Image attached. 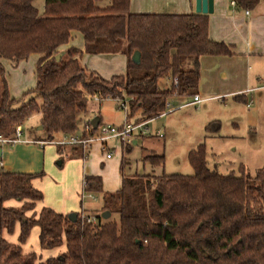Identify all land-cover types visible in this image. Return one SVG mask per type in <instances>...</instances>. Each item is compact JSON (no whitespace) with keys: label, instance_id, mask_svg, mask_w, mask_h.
Segmentation results:
<instances>
[{"label":"trees","instance_id":"obj_1","mask_svg":"<svg viewBox=\"0 0 264 264\" xmlns=\"http://www.w3.org/2000/svg\"><path fill=\"white\" fill-rule=\"evenodd\" d=\"M232 1L251 9L262 0ZM73 30L82 35L86 53L124 54L125 72L103 78L81 64L75 47L56 60ZM134 51L139 63L131 60ZM31 52L38 54L35 84L14 98L1 59L16 65ZM231 53L229 44L209 37L205 13L131 12L129 0H44L39 14L33 0H0V133L11 136L15 125L37 115L34 131L41 126L46 140L56 134L84 137L80 122L93 96L125 98L128 116L150 120L171 96L196 93L201 55ZM165 78L169 82L161 87ZM87 125L94 134L96 127ZM218 127L211 121L205 130ZM121 143L123 152L129 151ZM206 155L204 143L188 151L192 174L121 173L113 192L102 191L99 175H86L84 190L103 192L101 211L117 214V219L95 216L94 224L47 206L28 215L43 197L32 185L42 174L0 167V264H264V164L253 175L241 165L237 175L220 173L208 167ZM142 160L156 167L164 154L150 150ZM125 161L122 153L121 170ZM7 199L21 203L6 206ZM16 223L19 233L12 243L1 231L12 232ZM35 225L40 247L64 240L65 251L44 260L23 252L21 243Z\"/></svg>","mask_w":264,"mask_h":264},{"label":"crops","instance_id":"obj_2","mask_svg":"<svg viewBox=\"0 0 264 264\" xmlns=\"http://www.w3.org/2000/svg\"><path fill=\"white\" fill-rule=\"evenodd\" d=\"M231 1L213 0V11L208 13L209 37L229 44L232 53L229 55H201L198 58L199 79L196 94L199 95L201 101L202 99H224L235 94H241L245 98L247 94L256 91L259 87H264V0L251 9L238 8L235 2L232 4ZM194 7L195 0H129V11L131 12L187 13L194 11ZM68 47L81 50V64L85 68L97 72L103 78L125 72L126 56L124 54L86 53L83 37L76 30L71 31V38L67 43L61 45L58 50L63 53ZM26 59H29L28 65L33 68V64L36 66L38 54L35 52L29 53L25 59H21L17 63V67L25 63ZM1 61L6 77L7 67L3 63L4 59H1ZM8 64L10 65L9 62ZM32 70L34 83H29L30 85L27 86L29 88L35 84V67ZM9 95L13 97L10 93ZM33 116L38 118L37 115ZM85 116L87 117L84 118ZM82 118L84 120L82 126H87V123L89 121L91 123L95 118L100 123H112V121L102 120L100 110L91 111L88 107ZM149 121L147 120V123ZM121 122L112 124H120ZM56 135L61 137L63 134ZM132 141L133 143L137 142L135 136ZM100 146L101 142L99 141L88 144L63 145L62 148L65 149L67 154L65 159H62L58 149V153L47 150V155L51 160L56 156L61 157L57 161L59 168L55 177L57 179L56 183L53 184L55 191L54 194L47 197L45 193L47 182L44 183L43 179L39 180L38 177L33 178L32 185L43 192V197L35 203L30 213H37L41 207L47 206L62 214L74 212L81 214L87 206H85L82 199H79L83 189V179L86 175H99L103 192L117 190L122 179L120 172L121 156L114 155L112 149L107 146L112 151V155L106 158L105 150L104 153H101L100 150L103 151V149ZM41 149L42 151L31 144L1 145V168L12 172L39 173L38 170L42 165L40 161L41 153L44 158L46 155L44 144ZM20 203L21 201L15 199L4 201L6 206H18ZM33 227L30 229L29 234ZM15 229H18L19 233L18 223L15 224L13 230ZM4 233L7 232L2 230V237H4ZM5 239L14 243L7 238ZM23 246H25V243L21 245L23 252L34 251L26 250ZM63 251L65 249L56 250L55 253L60 254ZM34 252L39 255L37 251Z\"/></svg>","mask_w":264,"mask_h":264},{"label":"rangeland","instance_id":"obj_3","mask_svg":"<svg viewBox=\"0 0 264 264\" xmlns=\"http://www.w3.org/2000/svg\"><path fill=\"white\" fill-rule=\"evenodd\" d=\"M43 1L33 0V5L37 8L39 14L43 12ZM104 2L101 1L99 4ZM8 62L10 63L6 59L3 61L7 67L6 71H8L5 77L8 92L14 98H20L29 88L27 87L30 85L29 83H34L32 69H34L35 64H33V68L29 66V59L18 67L17 64L12 65L11 63L10 66ZM168 80V78L161 79L159 85L163 87L164 84L169 82ZM191 98L192 95L170 97L168 101L172 108L170 110L165 109L163 115L150 119L145 126L147 133L136 135V143H133L132 139L125 142L126 144L124 145L129 147V151L126 153L122 150L121 142L113 139L107 141L106 146L112 149L114 155L121 156L122 159L123 153L126 161L122 170L120 169L121 173H147L153 170L155 174L161 172L166 174H192L193 169L188 162L187 153L199 143L205 144L208 167L215 168L220 173L233 172L237 175L241 165L247 173L253 175L255 170L264 164V87H259L256 91L247 94L244 100L226 97L224 99H202L201 102L194 104L190 103ZM247 103H250V106H247ZM88 109L91 111L100 110L103 121L108 120L112 121V123H118L124 119L123 110L112 98H105L101 102L91 98L88 102ZM137 116L138 113L131 117L129 116V121H135ZM83 121L82 118L80 127H82ZM211 121H215L219 127L216 130L206 131L205 125ZM36 124V116H31L24 122L25 131L22 137L28 139L36 137L44 140L46 155L44 158L41 153L40 161L42 165L38 172L42 175L38 179H43L44 183L47 182L45 193L48 197L54 194L55 191L53 184L57 180L55 178L59 168L57 161L61 157L56 156L51 160L47 155V150H53V152L58 153V149L62 159H65L67 154L65 149L62 148L63 145L44 139L46 134L42 130L34 131ZM156 132H159L161 136L155 135ZM60 138L59 135H55L53 140H59ZM18 144H31L42 151L41 146L37 143L22 142ZM150 150L158 154H164L163 164L151 167L148 162L142 160V157L148 154ZM100 152L104 153V150H100ZM102 193H92L94 195L93 199L87 196V192L82 189L79 199H82L85 206H87L86 210L81 214L99 215L102 217ZM30 212L28 211L27 214ZM108 217L117 219V214L109 213ZM38 230V226L33 227L26 241L23 242L25 243L23 247L26 250L37 251L40 260H44L51 255H59L55 253L56 250L66 249L64 240L61 245L56 247H40L37 236ZM17 234L18 229H15L10 233H4V237L17 243Z\"/></svg>","mask_w":264,"mask_h":264},{"label":"built area","instance_id":"obj_4","mask_svg":"<svg viewBox=\"0 0 264 264\" xmlns=\"http://www.w3.org/2000/svg\"><path fill=\"white\" fill-rule=\"evenodd\" d=\"M233 4L234 1H231ZM247 12V11H246ZM174 82L176 83V80L174 79ZM94 100L100 101L105 98H112L118 103V106L123 110L124 112V119L120 124H112V123H99L96 126V131L94 134L89 133L91 126L87 125L85 126L86 136H81L80 134H63L59 140H49L52 143H57L60 145H67V144H88L93 141H99L101 142V147L103 150H105V157L109 158L112 155V151L106 146V143L108 140L113 139L115 141L119 142H127L130 141V139L134 138L136 135H142L147 133L146 129V123L147 120H139V121H129L128 116V105L127 100L125 98H119L118 96L115 97H99V96H93ZM201 101V98L198 94L192 95L190 103H199ZM250 105V103H247V106ZM172 108L169 101H166L165 103V109L170 110ZM165 113V110L160 114L163 115ZM24 125L23 124H17L14 127L13 134L11 136H5L2 133H0V146L1 145H15L17 143L22 142H32L37 143L40 146L44 144V140H37V139H28L23 138L22 134H24ZM155 135L161 136L159 132H156ZM0 167H1V160H0ZM83 190H84V181H83ZM87 196L94 199V195L90 192H87ZM80 217L82 219H85V221L90 222L92 224L96 223V218L93 215L90 214H80Z\"/></svg>","mask_w":264,"mask_h":264},{"label":"water","instance_id":"obj_5","mask_svg":"<svg viewBox=\"0 0 264 264\" xmlns=\"http://www.w3.org/2000/svg\"><path fill=\"white\" fill-rule=\"evenodd\" d=\"M194 11L195 12H200V13H211L213 11V0H195V7H194ZM62 53L58 52L55 55V59L59 60V58L61 57ZM139 59H140V54L138 51H134L132 56H131V60L134 63H139ZM98 123V119L95 118L94 120L91 121L92 126L95 128L97 126ZM38 129H41V126H38ZM109 215V211L105 210L102 213V217L103 218H107ZM75 214L74 213H70L69 217L71 219H74Z\"/></svg>","mask_w":264,"mask_h":264}]
</instances>
